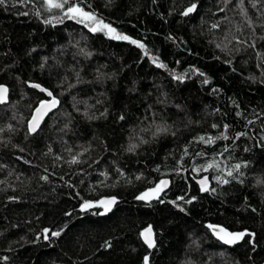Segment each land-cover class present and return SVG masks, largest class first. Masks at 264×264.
Returning <instances> with one entry per match:
<instances>
[{
    "label": "trees",
    "instance_id": "16d2710c",
    "mask_svg": "<svg viewBox=\"0 0 264 264\" xmlns=\"http://www.w3.org/2000/svg\"><path fill=\"white\" fill-rule=\"evenodd\" d=\"M71 2L116 32L43 0L0 5V264H264V0ZM32 83L58 99L33 133L48 97ZM163 178L158 200L136 198ZM111 195L108 213L81 209Z\"/></svg>",
    "mask_w": 264,
    "mask_h": 264
},
{
    "label": "snow or ice",
    "instance_id": "6c2138e0",
    "mask_svg": "<svg viewBox=\"0 0 264 264\" xmlns=\"http://www.w3.org/2000/svg\"><path fill=\"white\" fill-rule=\"evenodd\" d=\"M6 3V0H0V5H4ZM43 3L47 5V10L48 11H52L54 9L56 10H62L64 16H67L69 18H73L74 16H76L77 14L81 17H83L84 19H87L89 21H94L96 23L97 26H102L103 29H107L109 33H115L116 30L114 28H112L110 25L104 24L103 21H98L96 20V17L88 12H84L82 8H80L78 5L74 4L71 2V0H43ZM243 4V0H241V5ZM196 4H192L190 7H188L182 14L187 16L188 14L192 13L195 9H196ZM223 10V9H222ZM243 10V9H242ZM26 14V13H25ZM46 23H49L50 21H45ZM219 25L218 24H214L212 25L213 28H217ZM91 31H97V27H91L90 29ZM112 38H117V39H123V40H129L130 38L127 36H123V35H119L117 34L116 36L112 37ZM131 43L136 44L138 47H140L141 49L144 48V45L142 43H139L136 40H131ZM237 43H245L244 41H240L237 39ZM254 47L253 45H250ZM219 47V45H218ZM145 55H147V52H145ZM154 63H157L158 67H166L163 64H160L157 62L156 58H152ZM177 79H183V77H176ZM207 82V81H205ZM32 87H36V88H40L39 85H31ZM41 91H46L43 88H40ZM8 89L4 86H0V103H4L6 102V94H7ZM49 96H52L51 92L47 93ZM58 103V101L53 98L50 102H49V106H54ZM45 102H42L40 105V108L44 107ZM40 108L36 109V112L39 113L41 116L43 115V113L40 112ZM39 124V119L36 115H34L32 117V120L29 122V132H35L37 127ZM213 127L215 128L216 125H213ZM227 125H225V131L227 130ZM163 130V129H161ZM228 139V137L226 135H223L222 137H216V139ZM201 141H204L205 138L203 136L200 137ZM207 143H212L213 142V138L209 137L208 140L206 141ZM132 147H135V145H133ZM131 150V149H130ZM57 159H59V157H57ZM77 160L75 157H73L71 163H76ZM214 165L213 164H208L207 167L205 168V170H207L208 168H212ZM241 166L239 164L234 165L235 169H239ZM228 176H232L233 173L232 171H228L227 172ZM42 179H47V177H42ZM167 181H161L160 184H158L155 188H153L152 190H150L149 192H145L143 193L141 196H138L137 199H145L147 197H149L150 194H157L159 191L162 190V186H166L167 185ZM199 183L202 185V189L201 190H207L206 188L203 187L204 185V180L199 181ZM223 183H228L227 180H223ZM182 199V198H181ZM115 201V198H111L110 201H99L98 205H104L105 203H112ZM190 202V201H189ZM94 206L91 202H85L82 206L81 209L82 210H86L90 207ZM208 227L213 231V234L216 235L217 239L223 241L226 244H231L234 243L235 241H237L238 239L242 238L245 233H232L229 232L227 230H225L224 228L220 227L219 231H217V226L214 225H208ZM152 232L151 227H149L148 229L144 230L141 233V236L144 237V242L145 244L148 245L149 248L154 247V241L152 239H150V234ZM49 233H51V237H59L61 235V233L59 231H53L51 229H44L43 230V234H44V238L45 239H49ZM221 233H223V235H221ZM251 235V234H248ZM144 264H149V257L145 256L144 257Z\"/></svg>",
    "mask_w": 264,
    "mask_h": 264
},
{
    "label": "water",
    "instance_id": "95a60500",
    "mask_svg": "<svg viewBox=\"0 0 264 264\" xmlns=\"http://www.w3.org/2000/svg\"><path fill=\"white\" fill-rule=\"evenodd\" d=\"M31 85H39L40 86V88H43V89H45L46 91H44L45 93H46V95H47V99H44V100H42L37 106H36V108L34 109V111H33V113H32V116H31V118H30V120H29V122L32 120V117L34 116V115H36L37 117H38V119H39V124H38V127H37V129L40 127V125L44 122V120L46 119V117L55 109V107H56V105H54V106H49V102L53 99V98H55L57 101H58V99L55 97V96H49L47 93L48 92H51V90H49V89H47V88H45L44 86H42V85H40V84H38V83H32ZM0 86H4V87H6L7 89H8V91H7V94H6V102H4V103H0V104H6L7 102H8V97H9V88L6 86V85H4V84H1ZM40 88H38L39 90H40ZM52 93V92H51ZM42 102H45V104H44V107L43 108H40V105H41V103ZM37 108H40V112L41 113H43V115L41 116L39 113H37L36 112V109ZM29 122H28V125H29ZM36 129V130H37ZM33 133V132H32ZM201 180H204V185H203V187L204 188H208V186L210 185V179H209V176L208 175H203V176H201V177H197L196 178V182H197V184L199 185V187L202 189V185L199 183V181H201ZM161 181H167L168 183H167V185L166 186H162V190L161 191H159L157 194H150L149 195V197H147V198H145V199H138V200H145V201H153V200H158L161 196H162V194H163V192H165L168 188H169V185H170V179L169 178H163V179H161L160 181H159V183L158 184H160V182ZM158 184H156L155 186H153V187H150V188H148V189H146V190H144V191H142V192H140L138 195H137V197L138 196H141L143 193H145V192H149L150 193V190H152L153 188H155ZM202 191H204V190H202ZM136 197V198H137ZM111 198H115V201L114 202H112V203H105L104 205H98V202L99 201H102V200H104V201H110L111 200ZM120 201V199H119V197H117V196H115V195H111V196H103V197H101V198H99L98 200H96L95 202H93V205L94 206H92V207H97V208H100L101 209V213L102 214H105V213H108V212H110L113 208H114V206L118 203ZM211 225H214V226H217V231H219V228L220 227H222V228H224L225 230H227V231H229L227 228H225V227H223V226H221V225H217V224H211ZM149 227H151V226H147L146 228H144L142 231H141V233L144 231V230H146V229H148ZM151 229H152V232H151V234H150V239H152L153 241H154V232H153V228L151 227ZM210 231L212 232V234H213V231L210 229ZM229 232H231V231H229ZM214 235V234H213ZM221 235H223V233H221ZM215 236V238L217 239V237H216V235H214ZM141 239L143 240V242H144V237H142L141 236ZM219 240V239H218ZM221 241V240H220ZM223 242V241H222ZM145 243V242H144ZM147 245V244H146ZM148 246V245H147Z\"/></svg>",
    "mask_w": 264,
    "mask_h": 264
},
{
    "label": "rangeland",
    "instance_id": "374dc122",
    "mask_svg": "<svg viewBox=\"0 0 264 264\" xmlns=\"http://www.w3.org/2000/svg\"><path fill=\"white\" fill-rule=\"evenodd\" d=\"M75 17H81V16H79L78 14L75 16ZM83 18V17H82ZM84 19V18H83Z\"/></svg>",
    "mask_w": 264,
    "mask_h": 264
}]
</instances>
